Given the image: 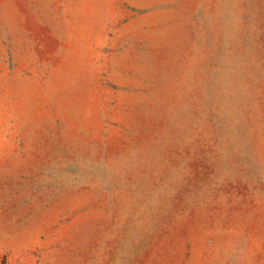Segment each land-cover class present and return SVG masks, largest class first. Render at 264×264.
Masks as SVG:
<instances>
[{"label":"rangeland","instance_id":"374dc122","mask_svg":"<svg viewBox=\"0 0 264 264\" xmlns=\"http://www.w3.org/2000/svg\"><path fill=\"white\" fill-rule=\"evenodd\" d=\"M0 264H264V0H0Z\"/></svg>","mask_w":264,"mask_h":264}]
</instances>
